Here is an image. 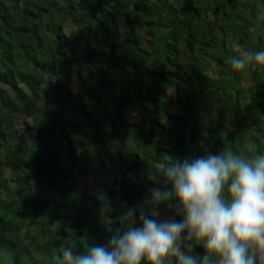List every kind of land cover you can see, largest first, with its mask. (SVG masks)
Returning a JSON list of instances; mask_svg holds the SVG:
<instances>
[{
	"label": "trees",
	"instance_id": "obj_1",
	"mask_svg": "<svg viewBox=\"0 0 264 264\" xmlns=\"http://www.w3.org/2000/svg\"><path fill=\"white\" fill-rule=\"evenodd\" d=\"M233 41L264 51V0H0V252L59 264L129 208L180 221L146 203L153 166L264 154V67L233 71Z\"/></svg>",
	"mask_w": 264,
	"mask_h": 264
},
{
	"label": "clouds",
	"instance_id": "obj_2",
	"mask_svg": "<svg viewBox=\"0 0 264 264\" xmlns=\"http://www.w3.org/2000/svg\"><path fill=\"white\" fill-rule=\"evenodd\" d=\"M237 53L227 58L233 71L264 67V51H252L233 41ZM149 180L164 188L149 190L146 203L154 209L168 204L182 220L153 219L141 214L136 226L135 209L117 217L123 226L102 245H91L82 254L72 246L58 248L59 264H264V154L234 152L228 146L219 153L183 162L166 159L147 173ZM171 185V187H168ZM98 199L109 207L107 195ZM178 200L179 203H173ZM186 233V235H185ZM202 245L205 254H192ZM32 255H37L35 249ZM0 256L14 264L11 250Z\"/></svg>",
	"mask_w": 264,
	"mask_h": 264
},
{
	"label": "rangeland",
	"instance_id": "obj_3",
	"mask_svg": "<svg viewBox=\"0 0 264 264\" xmlns=\"http://www.w3.org/2000/svg\"><path fill=\"white\" fill-rule=\"evenodd\" d=\"M244 83H246V84H248L249 82L248 81H244ZM29 120H31V117H29ZM110 144H111V148H112V150L115 152V153H117V141H111L110 142ZM86 179V181H88V183H90V188L92 189V190H95L96 189V186H95V183H92L91 181V177H87V178H85Z\"/></svg>",
	"mask_w": 264,
	"mask_h": 264
}]
</instances>
